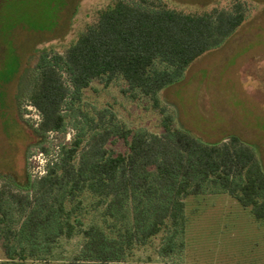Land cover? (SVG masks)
Here are the masks:
<instances>
[{"label": "trees", "instance_id": "16d2710c", "mask_svg": "<svg viewBox=\"0 0 264 264\" xmlns=\"http://www.w3.org/2000/svg\"><path fill=\"white\" fill-rule=\"evenodd\" d=\"M245 19L241 2L190 12L163 1L114 0L64 49H42L20 100L40 119L20 115L46 162L34 174L27 159L21 182L0 176V264H185L186 198L207 192L248 208L264 236V169L236 135L204 142L168 114L160 133L132 129L103 110L86 115L87 124H70L72 137L49 149L50 135L67 134L68 114L93 82L122 83L125 95L157 104L164 88Z\"/></svg>", "mask_w": 264, "mask_h": 264}, {"label": "rangeland", "instance_id": "374dc122", "mask_svg": "<svg viewBox=\"0 0 264 264\" xmlns=\"http://www.w3.org/2000/svg\"><path fill=\"white\" fill-rule=\"evenodd\" d=\"M113 1L0 0V176L23 181L27 159L32 173H43L46 155L31 146L36 136L20 115L30 74L42 49H64ZM160 1L190 12L231 9L241 2L246 19L220 47L193 61L180 81L164 88L157 104L144 95L130 98L121 91L122 83L93 82L68 114L67 134L50 135L51 153L76 132L70 124H87L86 115L103 110L109 115V110L132 129L160 133L163 114H168L204 142L238 136L254 148L264 169V0H147ZM22 110L29 121H39L35 107ZM185 214V264H264L263 226L231 195H191Z\"/></svg>", "mask_w": 264, "mask_h": 264}]
</instances>
